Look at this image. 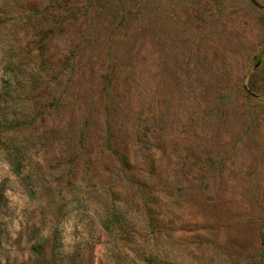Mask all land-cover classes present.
Wrapping results in <instances>:
<instances>
[{
  "label": "rangeland",
  "instance_id": "rangeland-1",
  "mask_svg": "<svg viewBox=\"0 0 264 264\" xmlns=\"http://www.w3.org/2000/svg\"><path fill=\"white\" fill-rule=\"evenodd\" d=\"M34 245L264 264V0H0V264Z\"/></svg>",
  "mask_w": 264,
  "mask_h": 264
},
{
  "label": "trees",
  "instance_id": "trees-1",
  "mask_svg": "<svg viewBox=\"0 0 264 264\" xmlns=\"http://www.w3.org/2000/svg\"><path fill=\"white\" fill-rule=\"evenodd\" d=\"M123 218L118 212L111 213L110 216L103 222V229L107 234L113 236L115 233V228L118 223H122ZM42 247L39 245H34L30 248V256L33 259L31 264H38L39 256L41 255ZM144 264H165L163 260L158 258L157 255L152 253L147 254L144 260Z\"/></svg>",
  "mask_w": 264,
  "mask_h": 264
}]
</instances>
